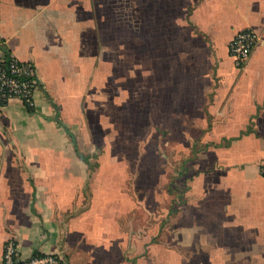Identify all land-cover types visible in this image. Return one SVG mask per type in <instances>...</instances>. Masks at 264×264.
Masks as SVG:
<instances>
[{
	"label": "crops",
	"instance_id": "crops-1",
	"mask_svg": "<svg viewBox=\"0 0 264 264\" xmlns=\"http://www.w3.org/2000/svg\"><path fill=\"white\" fill-rule=\"evenodd\" d=\"M0 48L39 82L0 111V258L13 240L59 264H264V0H0ZM152 135L181 199L160 198L167 171L120 180ZM135 192L158 193L141 217Z\"/></svg>",
	"mask_w": 264,
	"mask_h": 264
},
{
	"label": "built area",
	"instance_id": "built-area-1",
	"mask_svg": "<svg viewBox=\"0 0 264 264\" xmlns=\"http://www.w3.org/2000/svg\"><path fill=\"white\" fill-rule=\"evenodd\" d=\"M258 41L257 36L247 29L238 33L227 52L236 66H241L249 57L251 50ZM39 82L35 68L30 63H21L13 55L0 48V111L11 100H18L27 108L33 107L34 94ZM264 178V167L259 171ZM58 257L53 255H33L22 258L13 240L8 241L0 258V264H59Z\"/></svg>",
	"mask_w": 264,
	"mask_h": 264
},
{
	"label": "rangeland",
	"instance_id": "rangeland-1",
	"mask_svg": "<svg viewBox=\"0 0 264 264\" xmlns=\"http://www.w3.org/2000/svg\"><path fill=\"white\" fill-rule=\"evenodd\" d=\"M141 129H143V128H141ZM157 140H158V136L152 135L149 143L145 142L144 145L140 144L139 149L137 151H135V147H134L133 153L132 152L127 153L130 161L127 162L125 160L123 162V164H124L123 166L117 167L120 174L121 175L123 174V176L120 177V180H123L124 175L127 173V169H129L132 165H135L137 168H142V169L147 168L151 171V175H152L151 176L152 181L150 183L151 184L150 188L157 187V191H158L159 188L161 186H163L164 183L166 182L165 179H163L161 181V177H159V174L162 172L164 173V171H167L168 173L174 175V166H175L174 161H172V160H170V162L168 161L167 168H165L163 165L164 164L163 160H161L157 155V153H158V150L156 149ZM116 149H118V147ZM85 151L87 154H92L94 156L95 155L96 156H99V155L102 156V154L106 153L105 150L102 151L100 148L96 147L95 145H90V144L85 148ZM167 151L173 153L174 152V145L172 144L171 146H168ZM121 152H122V150H121ZM123 152H124V150H123ZM93 161L94 160H92L91 163H93ZM103 167L106 169H110V165H105V166L103 165ZM188 177L189 176H187V178H186V176L184 178L176 177V179H175V175L172 176L171 177L172 183L169 187V190H173L172 193L170 191V193L166 194L165 197H163V195H165V194H162L160 196V198L162 200L166 199L167 201H169V200L176 201V200H178L179 197H180L179 199H181L182 195L184 196V194H181L179 192L184 189V184H186V182L189 183L190 178H188ZM132 178H128L129 179L128 181H130V179L132 180ZM168 179H169V181H168ZM125 180H126V177H125ZM167 181H168L167 182V187H168V184H170V177L167 178ZM157 195H158V193L154 194V193L135 192V195H134L135 205L139 206V208H140L138 210V208L136 207V216H139V217L142 216V214H139L140 210L141 211L144 210L145 212H147L146 203L148 201L150 202L151 200L155 199L157 197ZM154 210L158 213L152 214L153 216H157L158 214L164 215L163 209L155 208Z\"/></svg>",
	"mask_w": 264,
	"mask_h": 264
},
{
	"label": "trees",
	"instance_id": "trees-1",
	"mask_svg": "<svg viewBox=\"0 0 264 264\" xmlns=\"http://www.w3.org/2000/svg\"><path fill=\"white\" fill-rule=\"evenodd\" d=\"M38 254H35V256H37Z\"/></svg>",
	"mask_w": 264,
	"mask_h": 264
}]
</instances>
